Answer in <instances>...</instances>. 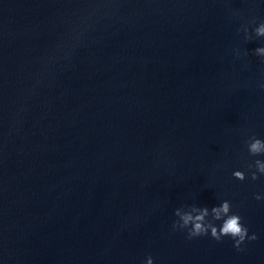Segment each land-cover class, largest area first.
<instances>
[{"label":"water","instance_id":"obj_1","mask_svg":"<svg viewBox=\"0 0 264 264\" xmlns=\"http://www.w3.org/2000/svg\"><path fill=\"white\" fill-rule=\"evenodd\" d=\"M262 27L264 0H0V264H264ZM224 200L256 240L173 230Z\"/></svg>","mask_w":264,"mask_h":264},{"label":"clouds","instance_id":"obj_2","mask_svg":"<svg viewBox=\"0 0 264 264\" xmlns=\"http://www.w3.org/2000/svg\"><path fill=\"white\" fill-rule=\"evenodd\" d=\"M258 34L264 35V27L259 29ZM247 151L252 157H264V140L254 139ZM247 170L253 181L257 180L259 176H264V160L255 159L253 163L248 164ZM233 176L241 182L248 178L245 172L240 170L235 171ZM255 198L262 199L259 195ZM175 216L178 217V220L174 222L173 230H186L188 239L206 236L209 233L216 241L231 237L237 249H240L246 238L257 239L255 235L248 236L247 227L242 223L240 215L232 212V205L228 200L222 201L219 206H213L210 210L206 206H190L186 210L180 208L175 211ZM216 222H221L219 227ZM149 264H151V259H149Z\"/></svg>","mask_w":264,"mask_h":264}]
</instances>
